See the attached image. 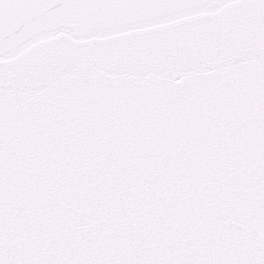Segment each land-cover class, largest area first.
Masks as SVG:
<instances>
[{
  "label": "snow or ice",
  "instance_id": "snow-or-ice-1",
  "mask_svg": "<svg viewBox=\"0 0 264 264\" xmlns=\"http://www.w3.org/2000/svg\"><path fill=\"white\" fill-rule=\"evenodd\" d=\"M0 264H264V0H0Z\"/></svg>",
  "mask_w": 264,
  "mask_h": 264
}]
</instances>
